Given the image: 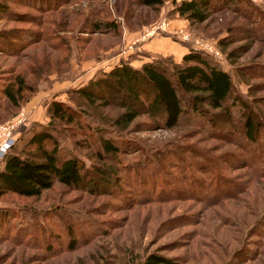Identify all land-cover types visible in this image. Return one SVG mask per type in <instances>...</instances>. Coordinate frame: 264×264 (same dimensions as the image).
<instances>
[{
  "label": "rangeland",
  "instance_id": "obj_1",
  "mask_svg": "<svg viewBox=\"0 0 264 264\" xmlns=\"http://www.w3.org/2000/svg\"><path fill=\"white\" fill-rule=\"evenodd\" d=\"M131 1L56 0L58 6L41 13L23 0L7 1L10 11L42 16L45 22L0 17V31L29 26L40 33L30 44H13L19 48L16 52H0V75L12 72L14 85L15 74L23 79L18 106L0 93V121L16 117L29 103L26 109L31 112L16 131L17 137L26 126L37 129L52 122L51 100L82 109L87 114L79 118L90 123L85 131L90 136L85 137L82 127L73 123L54 121L52 128L61 152H74L93 166L83 179L95 184L88 189L69 188L54 180L38 196L0 195V207L11 208L16 217L19 211L26 212L19 224L0 223V264H140L153 250L176 256L181 264H264V153L263 163H256L258 172L247 166L264 149V131L258 142L245 140L239 122L233 125L238 110L230 117L218 114L219 128L205 122L198 126L191 115L189 123L153 128L145 123V115H138L126 129L116 131L112 120L121 110L114 103L119 94L105 88L113 102L90 106L73 92L123 60L138 67L145 60L171 54L179 61L190 45L211 53L205 42L217 51L212 54L231 73L237 91L253 99L252 109L264 123V73L254 67L240 74L243 66L264 67V40L252 28L256 25L252 19H259L257 11L249 10V20L238 10L223 7L192 24L173 11L171 0L157 8L134 6ZM251 1L264 11V0ZM94 19H114L116 28L90 32ZM59 21L64 23L62 29L55 26ZM162 21L164 28L151 31ZM179 30L187 31L189 38L183 39ZM247 31L252 34L246 36ZM49 34L51 46L44 37ZM221 38L227 41L224 47ZM230 49L234 56L228 55ZM91 127L102 129L119 146L112 160L90 158L92 145L86 146L85 138L95 143V135H100ZM64 145L71 150L65 151ZM247 148L256 150L247 154ZM155 149L159 152L154 157L138 159ZM111 164L125 168L115 172ZM66 228L73 229L76 246L72 249L64 243Z\"/></svg>",
  "mask_w": 264,
  "mask_h": 264
},
{
  "label": "trees",
  "instance_id": "obj_2",
  "mask_svg": "<svg viewBox=\"0 0 264 264\" xmlns=\"http://www.w3.org/2000/svg\"><path fill=\"white\" fill-rule=\"evenodd\" d=\"M7 1L0 0V17L12 20H27L34 24L41 21L45 22L41 19L42 16L10 11ZM48 1L50 0H23L25 3L28 2L27 4L30 6L33 5L40 13L46 10L48 12L58 6L56 0L49 3ZM163 1L133 0L131 2L134 6L157 8ZM171 2L174 6L173 11L192 24L207 20L212 12L223 7L238 10L243 13V16L251 20L247 13L250 9H253V11H257L259 19H252V22L256 24L252 28L259 31V36L264 40V11L251 0H171ZM251 12L252 10H250ZM52 20L53 18L49 19L50 22ZM49 21L47 20V23ZM53 23L55 24V22ZM61 25H64V23L59 21L58 25L55 26L60 28ZM115 28L114 19H94L89 26L90 32H109ZM248 34L250 33L247 31L245 35L248 36ZM38 35L40 36V33L29 26H14L4 29L0 31V52L11 53L14 50L16 52V49L19 48L15 49L16 46H12L13 44L23 45L25 42L30 44L39 37ZM44 37L47 42H50L51 46L53 43L51 41L52 36L46 37L45 35ZM54 37L66 42L63 36L60 37L54 34ZM223 39H219L222 47L227 44V41ZM9 42H11V46H9ZM54 44L57 45V41H54ZM233 54H235L233 49H230L228 55ZM170 55H158L150 60L143 61L138 67L131 66L123 60L107 71H102L99 77L93 75L86 83L75 87L73 92L79 94L90 106L97 104V106H107L113 102L109 101L110 94L107 93L105 88H110L114 93L119 94L114 97V103L121 110L112 120L113 124L116 125V131L126 129L138 115H145V123L153 128L167 129L180 123H189L187 116L190 115L196 119L194 123L198 126H203L201 124L205 122V126L209 123V126L219 128L215 123L218 120V114L225 113L227 117H230L232 112L238 110L236 114L238 118L233 121V125L236 127L237 122H239L240 134L245 137V140L250 143L259 141L262 135L261 131H264V123L252 109L254 107L251 104L253 99H246L245 94L237 91L231 73L222 67L212 53L190 45L188 50L181 55L179 61H175L172 58L173 56ZM254 67L264 73V67L256 64L250 67L249 65L243 66L240 74L243 76L244 72L247 73ZM0 76H3L0 77L1 95L12 106H18L22 97V76L18 73L14 75L16 85H14L15 80L11 81L13 79L12 72H5L4 75ZM79 114L84 116L87 113L82 109L72 107L65 101L51 100L49 103L48 116L52 122L73 123L76 127H82L81 130H83L84 135L86 134L85 137L90 136L92 133H85L90 123L86 119L81 120ZM52 122L37 129L32 127L28 129V126H26L17 137L15 135L11 145L0 157V195L5 192H13L23 196H38L42 190L49 188L54 180L69 188L83 186L88 189L93 187L94 180L83 179L88 176V172L93 166L91 164L86 165L83 159L74 152L66 154L60 151L62 145L53 133L55 129L52 128ZM109 124L112 123L109 122ZM91 130L95 134L99 131L100 135H95V143L85 138L84 143L86 146L92 145L90 158L99 161L112 160L113 157L119 154V146L110 138L104 136L105 134L101 132L102 129L97 130L96 127H91ZM73 143L83 147L80 146V141H73ZM63 147H65V151L71 150L67 149L65 145ZM254 150L256 148L252 150L247 148L246 152L247 154H253ZM146 152L150 154L148 156L141 154L138 159L143 161L145 157H154L159 150ZM263 153L264 149H261L253 163L250 162L251 160L247 161V166L252 172L259 171L256 163H263L261 156ZM194 155L199 156L201 154L195 152ZM135 165L137 164L135 163ZM122 168L125 167L118 166V164L116 167L115 164H111V169H115V172H119V169ZM126 168H129V165ZM95 169L100 171L98 167H95ZM19 212V217H16L11 208L0 207V223L6 222L8 226L19 224L20 216L26 214L23 210ZM98 231L93 230L91 233L95 234ZM65 233L68 236V239L64 242L65 246H67V249L74 248L76 241L72 236L73 229L66 228ZM140 264H181V260L176 256L164 255L153 250L144 255Z\"/></svg>",
  "mask_w": 264,
  "mask_h": 264
},
{
  "label": "built area",
  "instance_id": "obj_3",
  "mask_svg": "<svg viewBox=\"0 0 264 264\" xmlns=\"http://www.w3.org/2000/svg\"><path fill=\"white\" fill-rule=\"evenodd\" d=\"M164 27H165V22L162 21L161 23L152 26L151 31H154L156 29H162ZM179 31L181 33L180 36L183 39L189 38L190 35L187 31L185 30L184 31L179 30ZM203 44L205 47L208 48V50L211 53L217 54V51L214 50L210 45H207L205 42ZM25 119H26L25 114L21 110L16 117L4 121H0V157L13 142L16 131L18 130L19 127L23 126Z\"/></svg>",
  "mask_w": 264,
  "mask_h": 264
},
{
  "label": "crops",
  "instance_id": "obj_4",
  "mask_svg": "<svg viewBox=\"0 0 264 264\" xmlns=\"http://www.w3.org/2000/svg\"><path fill=\"white\" fill-rule=\"evenodd\" d=\"M143 44H144V43H143ZM152 44L155 46V43L152 42ZM155 49L157 50V48H154V50H155ZM156 52H157V51H156ZM30 102H31V101H30ZM28 104H29V103H27V104L25 105V107H21L23 113H25V115H26L25 118L28 117L27 115L29 114V112H31V111H29V109H26V108L28 107V106H27ZM29 108H30V107H29Z\"/></svg>",
  "mask_w": 264,
  "mask_h": 264
}]
</instances>
